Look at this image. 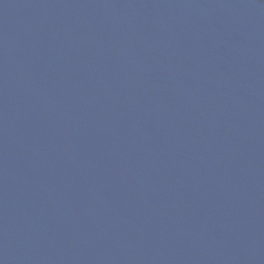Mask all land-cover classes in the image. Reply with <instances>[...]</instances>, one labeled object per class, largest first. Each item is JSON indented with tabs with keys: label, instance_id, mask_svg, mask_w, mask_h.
I'll return each mask as SVG.
<instances>
[{
	"label": "water",
	"instance_id": "1",
	"mask_svg": "<svg viewBox=\"0 0 264 264\" xmlns=\"http://www.w3.org/2000/svg\"><path fill=\"white\" fill-rule=\"evenodd\" d=\"M0 264H264V0H0Z\"/></svg>",
	"mask_w": 264,
	"mask_h": 264
}]
</instances>
